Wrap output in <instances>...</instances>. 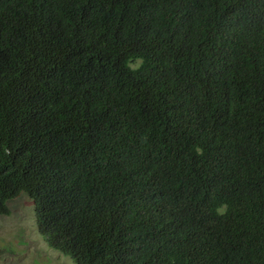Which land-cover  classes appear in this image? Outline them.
Instances as JSON below:
<instances>
[{
    "label": "trees",
    "instance_id": "1",
    "mask_svg": "<svg viewBox=\"0 0 264 264\" xmlns=\"http://www.w3.org/2000/svg\"><path fill=\"white\" fill-rule=\"evenodd\" d=\"M21 193L75 264H264V0H0Z\"/></svg>",
    "mask_w": 264,
    "mask_h": 264
},
{
    "label": "rangeland",
    "instance_id": "2",
    "mask_svg": "<svg viewBox=\"0 0 264 264\" xmlns=\"http://www.w3.org/2000/svg\"><path fill=\"white\" fill-rule=\"evenodd\" d=\"M0 215V264H75L46 244L37 225L34 202L21 193Z\"/></svg>",
    "mask_w": 264,
    "mask_h": 264
}]
</instances>
